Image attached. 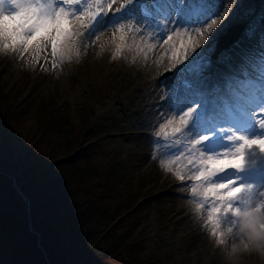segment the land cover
Instances as JSON below:
<instances>
[{"label": "snow or ice", "instance_id": "snow-or-ice-1", "mask_svg": "<svg viewBox=\"0 0 264 264\" xmlns=\"http://www.w3.org/2000/svg\"><path fill=\"white\" fill-rule=\"evenodd\" d=\"M230 7L226 0H0V48L11 42L19 45L11 51L22 56L44 33L37 48L50 43L53 59L62 62L78 50L82 37L99 40L112 30L121 41L115 58L128 47L129 34L135 39L147 31L161 46L169 45L166 53L175 63L178 50L187 59L223 27ZM153 47L147 45L149 51ZM174 103V114L155 134L167 142L170 157L161 167L191 181L185 187L218 245L229 238L245 248L264 241V77L248 93L225 100L206 98L192 83Z\"/></svg>", "mask_w": 264, "mask_h": 264}, {"label": "rangeland", "instance_id": "rangeland-1", "mask_svg": "<svg viewBox=\"0 0 264 264\" xmlns=\"http://www.w3.org/2000/svg\"><path fill=\"white\" fill-rule=\"evenodd\" d=\"M234 1L237 2L238 0ZM239 1L240 3L244 1L243 4H240L244 9L242 8L229 22H224L223 27L218 32L212 33L211 38H208V41L205 40L206 42L201 43L200 47L197 48L200 63L195 68L183 71L186 63L194 65L193 61L195 60H191V58L184 64L180 61L174 63L168 55L169 64L166 68L157 71L154 74L155 76L151 75L150 78L153 76L154 80L157 78L158 86L164 88L165 92H171L174 90L173 86L176 85L182 92L186 83L184 81H190L188 79L195 75L201 67L207 66L208 72H203V76L207 75L205 79L203 77V80H207L212 77L211 69L218 71L215 68L219 66L220 70L218 72H222V74L217 76V84L225 82L232 85V82L236 80L238 86H235V93H232V96H237L236 89L242 88V86L243 89L238 90L240 92L238 96L241 93H248L254 87L252 83L256 84L261 77H264V69H258L252 77H248L241 74L238 68L248 69L245 65L246 58L255 57L251 49L255 38H251L248 33L253 30V27L264 22V0ZM232 6L235 7L236 4L233 3ZM243 12H246L248 18L250 16L255 17L247 24L246 21L240 18ZM233 25L243 26L240 38H249L251 41V45H248V48H245L244 52L239 54H245V59L242 60L241 57L237 61L232 57L227 59L226 56L232 45L221 51L213 59L212 54L214 53L216 41L226 34L227 30ZM109 31L110 36L107 38L98 40L96 43L92 42L93 50L90 54L83 56L85 46L82 45L78 47L77 51L66 56L62 62L58 58L53 59L50 43L46 46L41 44L37 48V42L40 40L39 35L31 42L28 51L23 53L24 58H20L13 64L10 68L11 71H8V65L5 66V60L0 56V96L4 97V101L8 105L12 103L11 111L22 113V120H24L27 130L35 124V108L40 101L51 103V113L57 117L72 119L73 124L83 128L91 126V135L95 137L92 140L93 142L96 141L95 145L101 153L98 162L101 166L114 165V180H112L110 186L116 191L124 187L125 195L128 196L133 193V202L137 199H143V203H136L139 207L133 206L132 211L127 210L120 219L122 220L126 216L135 218L136 232L146 241L147 247L151 251L160 255L159 258L164 264H264V241L255 240V242H258L255 245L250 242L247 248L240 243L231 245L232 247H229V244L218 245L216 238L205 229L204 224L201 226L190 225L189 229L186 230L182 218L175 222V219L169 214L170 203L167 201V197L173 194L175 185L174 182H170V179L164 180L171 172L165 171L164 168L158 172H152L150 166L143 162L145 160V154L143 155L145 150L133 143L132 140L127 143L128 133H122L124 135L117 133V130L119 131L122 126L120 122H123L125 127L129 125L125 120L126 113L134 117V125H137L135 119L138 116L136 115L142 109L143 103L137 108L133 104V108H130L132 111L129 112L126 109L129 106V98L124 99L119 105L110 98L118 93V89L121 92L126 91L124 83L134 81L138 86L139 83H142L144 76L142 74L135 76L138 73V70L134 68L136 65L132 70V68H126L125 65L120 63L121 60H132L135 54H124L125 57H120V54L114 58L116 45L120 44L121 41L119 35L113 38L112 30ZM130 44L131 39L127 41V45ZM263 47L264 38L261 39V48L257 47L255 50L264 54ZM189 52L193 54L192 51ZM177 55L178 57L182 56L179 50ZM220 55H223L222 59ZM29 56L30 59L27 61L26 58ZM218 61L225 63L218 64ZM176 73L181 74L175 82L174 76ZM214 81H216V77ZM207 82H205L206 85ZM250 84L252 85L248 88L247 86ZM205 89H208V87H205ZM216 93V91L210 93V97H217ZM225 95L229 94L226 93ZM83 119L86 121L85 125L81 123ZM158 128V125L151 127L153 131ZM160 143H162V146L165 145L161 139ZM16 154L17 152L13 156L15 157ZM165 157V161L170 158L168 155H165ZM175 195L179 196V194ZM17 196L21 198L18 193L16 198ZM179 198L183 199V197ZM176 206L181 208L178 204ZM10 207L17 213L23 210L27 214L29 212V206L22 202L20 204L17 199L11 203ZM202 236L205 240L200 238Z\"/></svg>", "mask_w": 264, "mask_h": 264}, {"label": "trees", "instance_id": "trees-1", "mask_svg": "<svg viewBox=\"0 0 264 264\" xmlns=\"http://www.w3.org/2000/svg\"><path fill=\"white\" fill-rule=\"evenodd\" d=\"M11 104L0 96V264H164L136 232L135 218L120 219L143 199L110 186L114 165L98 162L91 126L57 117L40 101L27 130ZM15 185L28 214L10 207L25 203Z\"/></svg>", "mask_w": 264, "mask_h": 264}, {"label": "bare ground", "instance_id": "bare-ground-1", "mask_svg": "<svg viewBox=\"0 0 264 264\" xmlns=\"http://www.w3.org/2000/svg\"><path fill=\"white\" fill-rule=\"evenodd\" d=\"M226 3L231 5L229 16L226 17V22H229L243 8V6H240V4H243L244 1L240 3L239 0L237 2H235L234 0H226ZM233 3L236 4L235 7L232 6ZM109 15H111V13ZM254 17L255 16H250L248 18L246 12H243L242 15L240 16V18H242L243 21H246L247 24L251 22ZM221 23L223 24L224 22H221ZM9 27L11 28L12 24H9ZM193 27H196V25H193ZM220 28L221 27L218 26L217 29L213 30V33H215L216 31L218 32ZM38 35H39V39H41L44 33H40ZM86 35L87 33L85 32V36ZM108 36H110L109 30L103 32L100 35L99 40L107 38ZM130 39H131V44L128 46L127 49H125L121 53L120 57L121 56L125 57L124 54H133V55L135 54L134 55L135 57H133V59L130 61L121 60L120 63L125 65L126 68H132V70H133V67L136 65L134 68L138 70V73H136L135 76L142 74L144 78L141 81L142 83L138 84V86L140 87H138L136 82L134 83V81L129 82V83H124L125 84L124 89H126V91L121 92L120 89H118V93H115L113 96H111L110 99L114 100L115 103L119 105V103L121 104L124 99L129 98L130 99V102L128 103L129 106L126 108L129 112L132 111L130 110V108H133L134 106L133 104H135L136 105L135 108H137L141 105V103H143L142 109L140 110V112H138V115H136L138 116V118L135 119V122L137 125H134V121H133L134 117L126 113L127 116L125 120H126V123H128L129 125L125 127L123 125V122H120L122 126L120 127L119 131L117 130V133L119 134L128 133L129 137L126 138L127 143L132 140L133 143L140 146L141 149L143 148L145 150V152L143 153V155L145 154L144 156L145 160L143 162L149 165L151 168V171L155 173L160 170H163V167H161V162L165 161V158H166L165 155H167V152H166V148L162 146V143H160V138H158L155 135L157 130L153 131L151 127L153 125L159 126L161 123L164 122V119L172 117V115L174 114V109H175V103H174L175 97L177 95L183 96L186 90L183 89L181 92L179 87L176 85V86H173L174 90H172L171 92H168V91L165 92L164 88H160V86H158L159 82L157 78L154 80V76H155L154 74H156L157 71H160L163 68H166V66L169 64L168 54L166 53V49L168 45L161 46L162 40H158L155 35L147 31L137 34L135 39H133L132 35L129 34L127 41H129ZM34 40H32L31 42H33ZM97 41L98 40L90 41V40L84 39L83 37L79 40L78 47L82 45L85 46L83 50V53H84L83 56H86L87 54H90L92 52L93 50L92 42L96 43ZM144 41L147 42V45L154 46L151 51L148 50L147 45L144 43ZM206 41H208V38H206ZM205 42H202V43L204 44ZM0 43H3V41L0 40ZM250 43L251 42L249 40L243 38L240 42L236 43L235 45L233 44L232 47L229 49L228 55L226 56L227 59H229V57L236 59V61L239 60L240 57L242 58V60L245 59L244 58L245 54L243 55H239V54L240 52H244V49L248 48V45H251ZM253 43L254 44L251 47V49H252V52H254L253 55L255 57L251 56V57L246 58L245 65L247 66L248 69H245L246 70L245 71L244 68L242 67L238 68V71L241 74H244L248 77H252L255 71H258V69H264V54H261V52H258L255 50L257 49V47L261 48V39L256 37ZM29 45H28V48H29ZM13 46L18 47L19 45H13L11 42H9L8 49L0 48V56L4 58L5 66L8 65L7 67L8 71L9 70L11 71L10 68L20 58H24V55L22 56L17 55L16 53L11 51V47ZM140 49H143V50L141 51ZM262 49L264 50V47ZM198 51L199 50L196 49V51L193 52V54L189 52L187 59H183L182 56L180 57L179 61L183 64L191 58H192L191 60H195L193 61L194 65L192 63H186L183 71L191 70L200 63V60L198 59L199 57ZM221 57H223V55H220V58ZM26 59L27 61H29L30 56ZM203 72L205 73L208 72L207 66L201 67L195 73V75H192L191 78L188 79L190 80V83L198 84L199 82H201V80L199 79L206 77V75L203 76ZM0 73H1V70H0ZM180 74L181 73L175 74L174 76L175 82L177 81L176 79ZM151 75H154V76L150 78ZM252 84L255 85L254 83ZM252 84H250L247 87L250 88ZM235 86H238V82L236 80L232 82V85L231 84L213 85L211 89L218 91L220 93L221 100H225L226 97H232V93H235ZM199 87L201 88V86ZM240 89H243V86L242 88L239 87L236 89L237 96H238V93H240L239 91H241ZM226 93L229 95L226 96L225 95ZM162 142L165 144L167 143L166 141H163V140ZM154 154L156 156L155 159L153 158ZM168 179H170V182H174V185H175V190L174 192H172L173 194L167 197V201H169L170 203L169 214L171 215V217L175 219V222H178L180 218H182L184 220L183 226L185 227L186 230L189 229L190 225L196 224V225L201 226L204 224L205 226L204 213L196 209V206H195V203L193 202V197L191 196L190 190L185 187V185L190 184L191 181L182 182L178 180L172 173L166 176L164 181H167ZM175 194H179V196H176ZM179 197H183V199ZM175 202L176 204L180 205L181 208H178ZM205 229L207 228L205 227ZM177 231H180V230H177ZM203 236L206 238L205 235ZM203 236L200 238L202 240H205L203 239ZM239 243L240 242L238 238L235 240V242H233L232 239L229 238L227 243H225L224 245L229 244V247H232L231 245L239 244ZM251 243L255 245V243L257 244L258 242L253 241Z\"/></svg>", "mask_w": 264, "mask_h": 264}, {"label": "water", "instance_id": "water-1", "mask_svg": "<svg viewBox=\"0 0 264 264\" xmlns=\"http://www.w3.org/2000/svg\"><path fill=\"white\" fill-rule=\"evenodd\" d=\"M242 28L243 26L241 25H233L231 26L228 30L227 33L222 35L215 44V50L214 53L212 55V58H216V56L223 50L228 49L231 45L235 44L238 40L239 37L241 36L242 33ZM14 181V179H13ZM14 188L16 189V192L20 195V197L22 198V200L26 203L27 206H29V202L27 200V198L22 194V192L20 191V189L15 185ZM30 231L35 234V235H39L36 231L32 230V227L29 226ZM44 256H46L44 254Z\"/></svg>", "mask_w": 264, "mask_h": 264}]
</instances>
